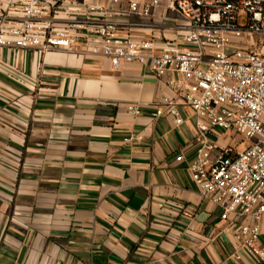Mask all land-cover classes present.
Returning a JSON list of instances; mask_svg holds the SVG:
<instances>
[{"label": "crops", "instance_id": "0c3cea01", "mask_svg": "<svg viewBox=\"0 0 264 264\" xmlns=\"http://www.w3.org/2000/svg\"><path fill=\"white\" fill-rule=\"evenodd\" d=\"M118 18L152 38L188 25L163 7ZM165 81L135 63L0 48V264H256L236 259L222 208L192 180L193 111L179 106L180 126L156 116L163 98L181 101Z\"/></svg>", "mask_w": 264, "mask_h": 264}, {"label": "built area", "instance_id": "2783aa9c", "mask_svg": "<svg viewBox=\"0 0 264 264\" xmlns=\"http://www.w3.org/2000/svg\"><path fill=\"white\" fill-rule=\"evenodd\" d=\"M162 7L186 19L182 36L142 37L135 31L152 25L118 18L149 17ZM242 11L245 26L238 20ZM0 48L103 57L113 70L135 63L166 78L181 101L163 98L156 116L166 111L180 126L179 106L193 111L192 180L203 198L222 208L220 220L229 222L222 232L242 251L236 259L264 264V0H0ZM128 111L140 115L142 107ZM216 131L250 145L242 151L218 145L211 138Z\"/></svg>", "mask_w": 264, "mask_h": 264}, {"label": "rangeland", "instance_id": "374dc122", "mask_svg": "<svg viewBox=\"0 0 264 264\" xmlns=\"http://www.w3.org/2000/svg\"><path fill=\"white\" fill-rule=\"evenodd\" d=\"M238 20L241 26H245L248 21V16L246 12L244 11L240 12L238 15ZM219 132H222V131H219ZM222 133L227 137V143L233 147H236L237 150L242 151L250 145V143L246 141L242 142V138L239 136L229 138V136H227L224 132Z\"/></svg>", "mask_w": 264, "mask_h": 264}, {"label": "trees", "instance_id": "16d2710c", "mask_svg": "<svg viewBox=\"0 0 264 264\" xmlns=\"http://www.w3.org/2000/svg\"><path fill=\"white\" fill-rule=\"evenodd\" d=\"M223 1H226V2H229V3H236V2H238L239 0H223Z\"/></svg>", "mask_w": 264, "mask_h": 264}]
</instances>
